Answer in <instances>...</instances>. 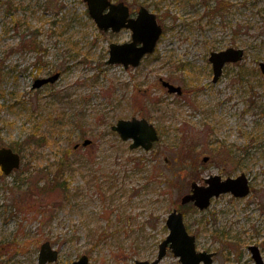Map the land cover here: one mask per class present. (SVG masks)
Listing matches in <instances>:
<instances>
[{"label": "rangeland", "instance_id": "374dc122", "mask_svg": "<svg viewBox=\"0 0 264 264\" xmlns=\"http://www.w3.org/2000/svg\"><path fill=\"white\" fill-rule=\"evenodd\" d=\"M114 1L134 13L146 6L164 28L137 68L107 64L110 45L131 32L101 31L84 0H0V148L22 156L10 175L0 169V264H39L47 241L61 264L83 255L90 264L153 261L174 209L197 251L215 253L213 264H256L250 246L264 259V0ZM228 48L244 58L215 83L209 57ZM134 117L159 132L150 151L112 130ZM242 173L247 197L224 194L204 211L182 206L193 182ZM160 264L182 263L168 251Z\"/></svg>", "mask_w": 264, "mask_h": 264}, {"label": "water", "instance_id": "95a60500", "mask_svg": "<svg viewBox=\"0 0 264 264\" xmlns=\"http://www.w3.org/2000/svg\"><path fill=\"white\" fill-rule=\"evenodd\" d=\"M87 3L89 15L96 23L97 27L105 32L112 31L119 33L123 29L132 32V40L126 43H112L109 50L110 65L121 64L126 69L136 68L142 59L155 52L158 41L163 34V27L159 24L156 14L147 7H141L136 18H130V8L125 2L113 3L111 0H84ZM244 57L243 49L228 48L222 51L212 52L210 62L213 66V82H218L227 63H237ZM264 73V62L260 64ZM60 77L57 73L49 78L38 79L34 88L38 89L48 83L56 82ZM164 87L170 93L182 94V88L175 86L168 81L162 80ZM113 131L117 132L123 141L132 140L131 149L143 148L146 151L152 149L155 142L159 140V135L153 124L146 119L136 117L130 120H119ZM90 140H85L83 145L87 146ZM76 145L75 148H77ZM208 158L205 157L204 161ZM21 166V156L12 148H0V168L9 175L12 171ZM207 185L192 184L189 194L183 196L182 205L193 203L199 210H206L210 207L213 198H218L222 194H232L235 198H244L251 192L248 177L242 173L236 178L222 179L219 175H213L206 179ZM169 234L159 246L157 258L153 261H135L132 264H159L167 255L168 249L180 259L182 264H212L214 253L198 252L196 248V237L191 235L186 227L184 215L178 209H174L166 221ZM253 258L257 264H264L257 247H251ZM59 260V252L52 247L50 242L41 245L38 263H56ZM68 264H89L87 255L81 256L78 260Z\"/></svg>", "mask_w": 264, "mask_h": 264}, {"label": "flooded vegetation", "instance_id": "af4514ba", "mask_svg": "<svg viewBox=\"0 0 264 264\" xmlns=\"http://www.w3.org/2000/svg\"><path fill=\"white\" fill-rule=\"evenodd\" d=\"M130 8V7H129ZM140 9V8H139ZM138 12H139V10L136 12V13H134L132 10H131V8H130V18H136L137 17V15H138ZM124 30H126V31H130V30H128V29H124ZM123 30V31H124ZM122 32V31H121ZM131 32V31H130ZM120 33V32H119ZM131 39H132V32H131V38H130V40L129 41H127V42H130L131 41ZM144 60V59H143ZM142 63V62H141ZM227 65H231V64H227ZM226 65V66H227ZM226 66L224 67V69L226 68ZM125 68V67H124ZM126 69V68H125ZM129 69V68H128ZM224 69H223V72H224ZM127 70V69H126ZM219 81V80H218ZM172 84V83H171ZM163 86V85H162ZM164 87V86H163ZM165 88V87H164ZM165 89H167V88H165ZM168 90V89H167ZM169 92V91H168ZM183 92V91H182ZM170 93V92H169ZM171 94H174V93H171ZM178 95H181V94H178ZM205 158V157H204ZM208 158V157H207ZM233 178V177H232ZM207 179V178H206ZM206 179H205V184H206ZM249 179V178H248ZM224 180V179H223ZM250 181V180H249ZM193 183H196V182H193ZM192 183V184H193ZM192 184H191V190H192ZM204 184V185H205ZM250 187H251V184H250ZM252 189V188H251ZM191 190H190V192H191ZM252 191V190H251ZM251 247H257L258 248V250H259V252H260V256L262 257V260H263V262H264V259H263V256H262V252H261V249H260V247L259 246H256V245H252V246H250L249 247V249L251 250ZM263 247H264V242H263ZM251 252H252V250H251ZM212 253H214V252H212ZM215 254V253H214ZM252 257H253V252H252ZM254 259V258H253ZM255 260V259H254ZM255 262H256V260H255ZM256 264H257V262H256Z\"/></svg>", "mask_w": 264, "mask_h": 264}, {"label": "trees", "instance_id": "16d2710c", "mask_svg": "<svg viewBox=\"0 0 264 264\" xmlns=\"http://www.w3.org/2000/svg\"><path fill=\"white\" fill-rule=\"evenodd\" d=\"M160 2H161V1H160ZM220 5H224V3H220L219 6L216 7L215 10L213 11L214 13L219 11V9H220ZM32 143H33V142H31V144H32ZM64 165H65L64 161H61L60 166L58 165V166H59V167H58V168H59V169H58V172H59V173H62V172H63Z\"/></svg>", "mask_w": 264, "mask_h": 264}]
</instances>
